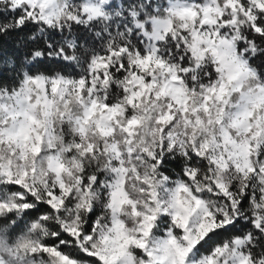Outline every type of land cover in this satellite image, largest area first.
Instances as JSON below:
<instances>
[{
	"label": "snow or ice",
	"instance_id": "6c2138e0",
	"mask_svg": "<svg viewBox=\"0 0 264 264\" xmlns=\"http://www.w3.org/2000/svg\"><path fill=\"white\" fill-rule=\"evenodd\" d=\"M0 264H264V0H0Z\"/></svg>",
	"mask_w": 264,
	"mask_h": 264
}]
</instances>
